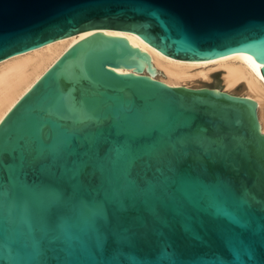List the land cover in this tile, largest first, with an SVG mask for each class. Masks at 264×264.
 Listing matches in <instances>:
<instances>
[{"label":"water","instance_id":"obj_1","mask_svg":"<svg viewBox=\"0 0 264 264\" xmlns=\"http://www.w3.org/2000/svg\"><path fill=\"white\" fill-rule=\"evenodd\" d=\"M88 29L161 52L244 51L264 76V0H0V61ZM127 39L71 46L0 122V264H264L256 102L166 85Z\"/></svg>","mask_w":264,"mask_h":264},{"label":"bare ground","instance_id":"obj_2","mask_svg":"<svg viewBox=\"0 0 264 264\" xmlns=\"http://www.w3.org/2000/svg\"><path fill=\"white\" fill-rule=\"evenodd\" d=\"M123 37L132 48L146 52L155 68L151 75L143 66L141 71L132 67H113L118 73L144 74L166 85H208L213 73L222 76L223 90L241 92L253 99L258 108L260 129L264 132V76L259 62L244 51L232 52L208 60H185L171 57L131 31L119 29H88L51 41L40 47L11 55L0 61V122L12 107L27 93L42 75L76 42L95 33ZM243 91V92H242ZM239 94V93H238Z\"/></svg>","mask_w":264,"mask_h":264},{"label":"rangeland","instance_id":"obj_3","mask_svg":"<svg viewBox=\"0 0 264 264\" xmlns=\"http://www.w3.org/2000/svg\"><path fill=\"white\" fill-rule=\"evenodd\" d=\"M208 86L216 87V88H222L224 89L225 86L223 85L222 76L219 71H215L213 73L212 79L208 82ZM243 92V91H242ZM241 94V92H235Z\"/></svg>","mask_w":264,"mask_h":264},{"label":"snow or ice","instance_id":"obj_4","mask_svg":"<svg viewBox=\"0 0 264 264\" xmlns=\"http://www.w3.org/2000/svg\"><path fill=\"white\" fill-rule=\"evenodd\" d=\"M3 155L4 154H0V167H3V165H4Z\"/></svg>","mask_w":264,"mask_h":264}]
</instances>
